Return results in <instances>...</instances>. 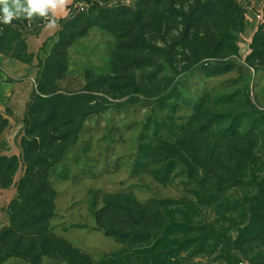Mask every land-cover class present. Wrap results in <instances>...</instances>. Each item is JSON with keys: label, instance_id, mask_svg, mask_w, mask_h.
I'll list each match as a JSON object with an SVG mask.
<instances>
[{"label": "rangeland", "instance_id": "obj_1", "mask_svg": "<svg viewBox=\"0 0 264 264\" xmlns=\"http://www.w3.org/2000/svg\"><path fill=\"white\" fill-rule=\"evenodd\" d=\"M71 2L0 22V264H264V0Z\"/></svg>", "mask_w": 264, "mask_h": 264}, {"label": "clouds", "instance_id": "obj_2", "mask_svg": "<svg viewBox=\"0 0 264 264\" xmlns=\"http://www.w3.org/2000/svg\"><path fill=\"white\" fill-rule=\"evenodd\" d=\"M70 0H0V22L10 24L13 19L26 17L32 20L38 16L49 20V26L55 25V20L49 17V12L63 9Z\"/></svg>", "mask_w": 264, "mask_h": 264}, {"label": "crops", "instance_id": "obj_3", "mask_svg": "<svg viewBox=\"0 0 264 264\" xmlns=\"http://www.w3.org/2000/svg\"><path fill=\"white\" fill-rule=\"evenodd\" d=\"M71 1L72 0H70V3L67 4L63 9L58 8L54 12L50 10L49 13L52 15L54 20H57V19L65 17L67 7L72 3Z\"/></svg>", "mask_w": 264, "mask_h": 264}, {"label": "trees", "instance_id": "obj_4", "mask_svg": "<svg viewBox=\"0 0 264 264\" xmlns=\"http://www.w3.org/2000/svg\"><path fill=\"white\" fill-rule=\"evenodd\" d=\"M249 232V229L248 228H246V229H243L242 231H241V235H240V240L238 241V243H240V241H241V239L247 234ZM237 245V244H236ZM229 259L230 260H234L233 258H232V256L231 255H229Z\"/></svg>", "mask_w": 264, "mask_h": 264}]
</instances>
